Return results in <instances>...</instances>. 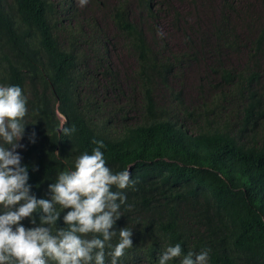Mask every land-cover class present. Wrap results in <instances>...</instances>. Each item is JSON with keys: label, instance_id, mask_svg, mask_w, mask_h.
Wrapping results in <instances>:
<instances>
[{"label": "trees", "instance_id": "16d2710c", "mask_svg": "<svg viewBox=\"0 0 264 264\" xmlns=\"http://www.w3.org/2000/svg\"><path fill=\"white\" fill-rule=\"evenodd\" d=\"M90 3L96 11L106 7L110 34L73 0H0V86H19L27 97L16 151L30 194L50 199L49 184L102 141L106 166L129 169L134 182L112 188L127 199L110 243L127 227L133 245L117 264H157L177 243L182 255L168 264L205 249L208 264H264V10L247 4L236 11L233 0H220L218 21L199 32L166 0ZM160 14L182 31L190 52L158 54L165 43ZM115 39L136 63L123 73L125 84L112 70ZM225 52L245 57L227 67ZM194 60L208 63L204 72L212 75L200 77L211 93L198 106L172 82L173 71ZM121 99L127 102L119 105ZM65 128L75 131L66 135ZM0 146L8 147L2 139ZM56 210L53 234L67 228L63 217L71 211ZM31 219L20 223L39 225V213Z\"/></svg>", "mask_w": 264, "mask_h": 264}, {"label": "clouds", "instance_id": "9594fccd", "mask_svg": "<svg viewBox=\"0 0 264 264\" xmlns=\"http://www.w3.org/2000/svg\"><path fill=\"white\" fill-rule=\"evenodd\" d=\"M87 3L88 0H79L80 6ZM166 44L165 40L163 45ZM157 52L160 55V51ZM223 102L218 100L217 107L221 108ZM26 104L27 97L19 86H0V139L8 145L0 146V210L3 213L0 214V264L13 261L15 264H48L49 259L56 264H105L106 248L110 249L107 252L110 264H117L126 249L133 245L132 230L127 227L118 231L117 244L110 243L117 233L112 229L121 216L120 206L127 199L123 192L112 191V188L123 190L134 183L129 169L113 173L106 166L101 151L105 147L103 142L94 140L97 146L92 154L80 155L74 170L61 171L56 182L49 184L50 199H37L30 194L28 169L21 164L22 158L16 151L23 147L18 142L24 134L22 120L27 113ZM63 131L68 135L75 129ZM57 205L61 210L71 211L63 217L67 228L56 227L53 234L52 226H56L60 214ZM34 213H39V225L26 229L20 222L24 218L31 219ZM31 222L36 223L35 219ZM89 234L91 238H87ZM181 255L182 248L177 243L160 254L157 264H168ZM208 260L207 249L199 253L189 251L180 264H208Z\"/></svg>", "mask_w": 264, "mask_h": 264}, {"label": "rangeland", "instance_id": "374dc122", "mask_svg": "<svg viewBox=\"0 0 264 264\" xmlns=\"http://www.w3.org/2000/svg\"><path fill=\"white\" fill-rule=\"evenodd\" d=\"M90 1L92 0H88L85 6H80L79 0H73L80 12L84 10L87 12L88 16L95 15L100 20L103 30L105 29L107 33L110 34V27L103 15L106 7L96 11V7L92 6ZM99 1H102L106 5H113L116 4L118 0H98V2ZM166 3L173 4L177 9H183V11H185V18L190 21L199 32L201 31L199 30V26L209 28L213 19H219L218 11L221 8L220 0H166ZM192 4L194 5L192 6ZM247 4H249L251 10L256 12L264 10V0H233L236 11H243V9L247 7ZM232 14L233 13H228L230 16ZM233 24L235 26H240V29H242V25L239 23L238 19L233 20ZM158 26L161 31L165 32L164 38L167 41L164 47L157 48L159 51L165 49L164 53H167L169 56L177 53L190 52L187 49L186 42L183 40L182 31L174 26H169L168 19L165 18L163 14H160L158 18ZM245 32L246 35H249L247 31ZM191 39L194 40V37H191ZM152 41L155 42L156 37H154ZM114 44L117 46V49L111 51L112 70L118 73L120 80L125 84L127 79L125 76L122 77L123 73L129 70V74H131L133 69L136 68V63L133 56L127 53V50L122 46L121 42L116 39L114 40ZM244 57L245 55L243 53L242 55H235L225 52L221 62L227 67L238 66ZM207 64L208 63H203L199 60H194L192 62L187 61L183 67L173 71L176 74V78L172 79L173 84L178 88L181 87L185 100L195 106L200 105L203 100H207L209 93H211V86H209L205 80L200 79V77L207 76L204 72L205 69L207 70ZM211 76L212 75L209 73L207 79H210L209 77ZM201 84L203 88L200 87ZM125 102H127L126 99H121L119 105Z\"/></svg>", "mask_w": 264, "mask_h": 264}]
</instances>
